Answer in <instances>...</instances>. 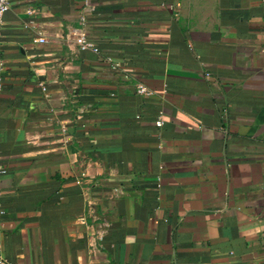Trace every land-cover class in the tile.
<instances>
[{"label": "crops", "instance_id": "obj_1", "mask_svg": "<svg viewBox=\"0 0 264 264\" xmlns=\"http://www.w3.org/2000/svg\"><path fill=\"white\" fill-rule=\"evenodd\" d=\"M90 1L4 15L0 264H264V0Z\"/></svg>", "mask_w": 264, "mask_h": 264}, {"label": "built area", "instance_id": "obj_2", "mask_svg": "<svg viewBox=\"0 0 264 264\" xmlns=\"http://www.w3.org/2000/svg\"><path fill=\"white\" fill-rule=\"evenodd\" d=\"M10 8H11L10 0H0V36L2 34V30L4 26V15L10 10ZM95 13H96V7L91 3V1L83 0V7L81 10V16L79 22L80 27L74 31V37H75L74 43L78 46L80 51L91 50L95 53H98L100 51L98 45L89 38L88 29H87L90 21V17L93 16ZM28 14L33 15L34 10L33 9L28 10ZM39 42L45 43L46 40L39 39ZM137 93L145 98H152L155 95V92L152 89L146 87L143 84L137 85ZM156 126L159 128L164 126L163 112H160V115L156 120ZM64 141H66V144L69 145L72 142V138L65 136ZM81 178L82 179L87 178V173L85 171L82 172ZM2 196H3V192L0 189V199L2 198ZM2 261L3 260L0 259V263Z\"/></svg>", "mask_w": 264, "mask_h": 264}]
</instances>
